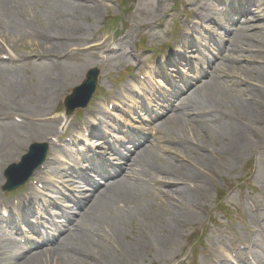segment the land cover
I'll return each instance as SVG.
<instances>
[{
	"label": "rangeland",
	"instance_id": "rangeland-1",
	"mask_svg": "<svg viewBox=\"0 0 264 264\" xmlns=\"http://www.w3.org/2000/svg\"><path fill=\"white\" fill-rule=\"evenodd\" d=\"M199 1L209 0H62L65 11L76 13L71 20L72 27L86 32L85 42L90 41L89 46L106 42L108 45L109 42L112 51L81 52L75 54L74 58L64 60L60 73L62 88L58 100L49 111L52 110L56 117L63 116L62 98L82 83L91 67H100L104 75L96 101L89 106L88 111L77 112L71 122L76 126L85 125L90 112L111 100L129 80L136 78L135 75H144L147 66L159 53H163L167 38L171 37V41L172 36L180 37L185 28V18H189L192 6ZM164 28L167 36L163 39ZM244 35H249L248 31ZM228 42L226 40L214 45L204 64L201 59L197 61L195 67L202 69L194 74L185 73L177 80L181 82L178 88L172 89L174 97L161 104L160 108L154 106L155 114L148 115L143 124H136L145 129L148 137L142 139L138 136V147L130 145L124 152L134 157L136 152L150 145L144 151L149 165L170 168L169 171L172 169L175 172H178V167L183 168L182 165H185L190 173L203 181H191L190 178L184 181L186 185L192 184L194 187L185 190L186 199L173 194L171 197L166 196L169 189L185 187L182 184L164 187L162 191L157 185L145 184L136 211L129 219L123 217L118 224L116 217H105L112 229L115 226L119 229L112 243L100 238L102 233L108 232L109 225L91 227L92 236L96 240L100 239L103 250L107 252L102 249L97 251L94 254L96 259L87 260V264H100L102 261L108 264L116 257H123L120 254L125 248L131 249L132 256L127 259L123 257L124 261L117 264H240L233 260L234 263L225 261L229 253L236 252L238 255L243 250L235 240L240 239L242 244L259 243L261 240L257 232L261 228H256L253 222L258 214H264V210H261L262 213L258 210L264 204V117L257 125L251 123V118L242 111L241 104L252 98L264 97V46L248 41L243 50L237 49L235 55L229 56ZM107 55L103 60L102 56ZM31 74V71H27L26 76L32 86ZM196 77L198 80H195ZM208 80L220 84L215 87L216 95H209V98L208 95L204 96L202 88L195 90ZM37 88L41 89L40 86ZM185 99L194 101L200 116L192 117V124L186 121L184 125L193 129L201 139H188L185 148L180 149L178 143L172 145L168 141L169 136L162 140V130L157 126L168 119L176 105ZM210 110L213 113L208 117L206 113ZM220 125L234 126L237 132L241 130V134L245 135V138L241 136L243 141L236 152L229 147L231 139L228 136L224 139L216 136ZM63 138L66 141L70 135L65 134ZM29 145L22 150H26ZM124 163L123 169L116 167L115 171L105 176L99 182L100 188L96 185L95 192L104 189L105 184L123 177L128 160L122 156L117 166H123ZM21 192L2 195L0 192V199L7 202L18 198ZM179 201L194 210L195 214L183 213ZM88 207L86 203L81 209L74 208L77 214H82ZM167 213L170 217L179 214L177 228L170 226ZM78 216L68 221L67 227L73 226ZM65 235L66 232H61L40 242L29 254L54 248ZM167 242H170L168 251L160 254L159 249ZM248 254L242 253L238 259ZM255 254H261L259 248Z\"/></svg>",
	"mask_w": 264,
	"mask_h": 264
},
{
	"label": "bare ground",
	"instance_id": "bare-ground-1",
	"mask_svg": "<svg viewBox=\"0 0 264 264\" xmlns=\"http://www.w3.org/2000/svg\"><path fill=\"white\" fill-rule=\"evenodd\" d=\"M28 1L0 0V56L8 55L6 61L0 62V184L2 183L1 173L4 169L3 163L5 166L7 162L15 161L18 154L17 150L22 143H28L35 138H42L45 126L41 127V123L46 124L48 122V117L43 111H40L38 115L33 113L35 108L31 106V102L32 100L36 101L37 98H29V91L23 88L25 78L22 77V67L16 66L18 62H26L25 68L30 67L33 70V74L36 75L37 82L35 84L41 88V97L38 102L42 110L60 92L61 60L63 58L66 59L73 53H80L94 48L104 51L109 49L107 42L94 47H87L88 43L86 44L84 41L86 32L83 29L79 30L77 27H72L73 23L71 20L76 16V13L72 10L67 13L59 8H49L50 18L48 22H41L38 28H36L33 26L32 20H30L32 11L28 7ZM35 1L31 0V3L33 4ZM252 13H254L255 20L261 19L264 21V2L256 10L254 9ZM250 29L252 30V34L248 36V40L256 45H262V40L259 36L264 31V23L250 25ZM30 33H33V36L28 43L27 37ZM186 36L187 34L183 35V38ZM231 38L232 40L229 45L231 48L228 50L230 53H234V51L241 48L243 42H247V39L239 33L232 34ZM56 39L58 41L54 42ZM19 49L23 55L16 52ZM180 49L178 47L177 51L179 52ZM10 52L16 53V55H12ZM31 56H36L37 60H30L28 57ZM208 84V82L203 83V86L206 87ZM219 85L211 84L206 89L205 95H208V98L209 95H216L215 87H219ZM30 92L32 93V90ZM262 98H264L263 95L255 99L252 98L248 102H245V104H241L243 106L242 111L246 116L251 118V123L255 122V125L260 123L261 117H264V100ZM191 113H197L193 102L183 101L175 109V112L168 117L164 125L171 132L183 133V136L187 139L191 140L193 137L194 139H201L196 136L193 129L187 128L183 123V115L187 116L191 115ZM14 117H18L20 121H14ZM53 127L52 125V133H56L57 131ZM237 130L234 126L220 125L216 135L217 137L220 136L221 139L228 136L231 139L229 147L235 152L240 148L239 145L242 143L243 138H245V135L241 134V130L239 132ZM96 145L99 146V144ZM52 146L53 144L50 143V147ZM185 146L182 145L183 148ZM144 150L147 149L144 148L139 152L142 153ZM54 152L50 154L52 162L57 158V150ZM142 159H145V162ZM67 164L70 165L68 162ZM182 166L183 168L178 167V172L172 169L169 171L170 168L166 170H153L149 168L146 156H137L133 163L130 164L126 175L118 179L116 183L109 184V186L94 197L85 211L86 213L80 215L78 224H74L73 230L66 235L57 247L48 250L44 249L46 251L33 253L29 257H25L20 252L13 259L6 261L5 264H87V260L92 261L96 259L95 255L97 251L103 250V244L100 239L96 240L92 236L93 229L91 230V227L94 225L100 227L101 223L105 222L106 216L115 217L121 215L124 217L128 215L129 209L131 207L133 209L138 205V197L141 195L144 182L151 177L152 173L155 174L154 178L159 187H166L167 184L170 186L173 183L184 185L185 187L183 188L175 187L169 189V191L167 190V195L171 197L173 194L186 199L185 190L189 191V189L194 187L191 186L192 184H183L185 183L184 181L190 178L191 181H199L201 183L203 180L190 173L187 166ZM47 168L46 164L43 169L35 173L34 178L43 180L47 176ZM154 178H150V180L152 181ZM122 183L126 184L122 186ZM45 184L49 188L52 187L50 180L45 181ZM39 197L40 194L36 196V199ZM84 197L92 199L93 196L90 192ZM179 202L182 203L181 201ZM181 210L185 214H195V211L188 208L185 203H182ZM178 213L174 217H170L167 213V217L170 219V226L174 225L177 228L179 225ZM117 219V223L120 224L122 219ZM109 231V236L105 234L104 237L102 236V239L112 243L114 238L118 236V226H115L113 229L110 228ZM109 245L111 246V244ZM169 247L170 242H167L161 250L159 249V252L164 253L168 251ZM259 248L260 252L264 253V246L260 245ZM120 255L126 259L127 257H131V249L125 248ZM108 257H111V255H108ZM123 257H116L113 261H109L108 264L123 262ZM260 257L259 263L264 264V256ZM83 260L85 262H82ZM252 260L254 264L258 263L257 260L253 258ZM103 263L105 262L102 261L100 264Z\"/></svg>",
	"mask_w": 264,
	"mask_h": 264
},
{
	"label": "water",
	"instance_id": "water-1",
	"mask_svg": "<svg viewBox=\"0 0 264 264\" xmlns=\"http://www.w3.org/2000/svg\"><path fill=\"white\" fill-rule=\"evenodd\" d=\"M87 85H89V84H87ZM92 88H93V87H91V86L89 85V91H87L88 94H90V92H92Z\"/></svg>",
	"mask_w": 264,
	"mask_h": 264
}]
</instances>
